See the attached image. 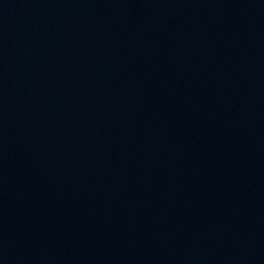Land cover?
<instances>
[{"label": "water", "instance_id": "water-1", "mask_svg": "<svg viewBox=\"0 0 264 264\" xmlns=\"http://www.w3.org/2000/svg\"><path fill=\"white\" fill-rule=\"evenodd\" d=\"M0 264H264V0H0Z\"/></svg>", "mask_w": 264, "mask_h": 264}]
</instances>
